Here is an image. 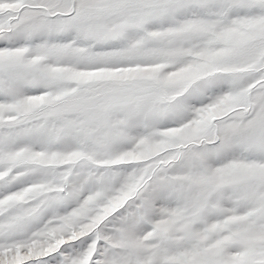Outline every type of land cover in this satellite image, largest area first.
<instances>
[{"label":"snow or ice","instance_id":"1","mask_svg":"<svg viewBox=\"0 0 264 264\" xmlns=\"http://www.w3.org/2000/svg\"><path fill=\"white\" fill-rule=\"evenodd\" d=\"M0 264H264V0H0Z\"/></svg>","mask_w":264,"mask_h":264}]
</instances>
